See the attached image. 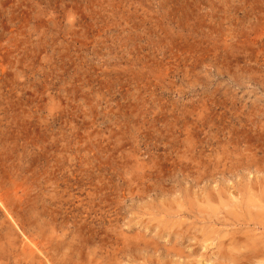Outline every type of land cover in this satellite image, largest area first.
Instances as JSON below:
<instances>
[{
	"label": "rangeland",
	"instance_id": "374dc122",
	"mask_svg": "<svg viewBox=\"0 0 264 264\" xmlns=\"http://www.w3.org/2000/svg\"><path fill=\"white\" fill-rule=\"evenodd\" d=\"M0 264H264V0H0Z\"/></svg>",
	"mask_w": 264,
	"mask_h": 264
}]
</instances>
